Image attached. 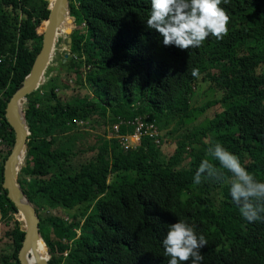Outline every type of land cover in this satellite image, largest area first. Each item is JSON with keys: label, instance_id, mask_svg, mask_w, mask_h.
<instances>
[{"label": "trees", "instance_id": "16d2710c", "mask_svg": "<svg viewBox=\"0 0 264 264\" xmlns=\"http://www.w3.org/2000/svg\"><path fill=\"white\" fill-rule=\"evenodd\" d=\"M47 3L0 0V264H20L24 240L2 186L15 142L5 111L41 50ZM220 6L229 17L221 39L180 50L144 25L147 0H68L69 58L23 107L30 136L19 184L49 264H167L160 241L176 219L204 236L200 264H264V221L240 216L230 174L208 152L220 143L264 181V0ZM176 120L160 147L157 137L120 146L137 122L158 132ZM202 159L220 178L193 184Z\"/></svg>", "mask_w": 264, "mask_h": 264}, {"label": "clouds", "instance_id": "9594fccd", "mask_svg": "<svg viewBox=\"0 0 264 264\" xmlns=\"http://www.w3.org/2000/svg\"><path fill=\"white\" fill-rule=\"evenodd\" d=\"M147 3L144 25L157 34L161 46L171 45L180 50L198 47L207 37L221 39L227 30L229 17L220 6L221 0H147ZM197 72L192 69L193 76ZM208 152L230 174L228 195L238 205L240 216L248 222L264 221V181L255 179L239 158L220 143L211 144ZM202 174L220 178L216 168L203 159L193 174V184L201 182ZM160 243L167 264H200L203 259L200 249L206 240L194 231V226L176 219L168 224Z\"/></svg>", "mask_w": 264, "mask_h": 264}, {"label": "water", "instance_id": "95a60500", "mask_svg": "<svg viewBox=\"0 0 264 264\" xmlns=\"http://www.w3.org/2000/svg\"><path fill=\"white\" fill-rule=\"evenodd\" d=\"M47 17L41 22L42 47L35 59L30 73L25 77L23 85L9 100L6 107V120L14 131L15 142L12 151L4 164L3 188L7 192L8 199L17 210L16 219L21 223V231L24 234L22 248L18 254L20 264H48L47 259L40 258L36 254V245L40 236V220L36 210L25 198L19 184L18 175L21 171V163L27 154V143L30 136L25 120L23 107L27 98L46 82V75L55 56L56 48L60 39L66 40L62 47L69 49L71 37L76 28L71 29L65 37L64 20L71 19L68 7V0H47ZM75 20V19H74ZM76 25V22H74ZM69 58L64 56V63ZM35 254L33 262L30 257Z\"/></svg>", "mask_w": 264, "mask_h": 264}, {"label": "rangeland", "instance_id": "374dc122", "mask_svg": "<svg viewBox=\"0 0 264 264\" xmlns=\"http://www.w3.org/2000/svg\"><path fill=\"white\" fill-rule=\"evenodd\" d=\"M65 44H66V40L61 39V41H60V43H59V46H57V48H56L55 56H54V58H53V60H52V62H51V66L49 67V70L54 71V74H57V70H60V69H59V66H60V61H59V60H62V59L64 58V56L67 54V52H68V49H64V48L62 47V46L65 45ZM53 62H55V63H53ZM49 70H48V72H49ZM51 75H53V74H51ZM196 99H197V98H196ZM199 99H200L201 101H200ZM199 99H198V101H199L200 103H199L197 106H195V107H197V108L205 103L204 96H200ZM194 105H195V104L193 103V106H194ZM200 122H201V121H200ZM179 123H180L179 120H178V122H177V120H176V121H175L174 123H172L167 129H165V130H161V131H158V132H157V134H158V141H159V144L157 145V147H160V146L162 145V140L160 139V136H161L162 134H164L165 132H168V131H170V130H172V131L175 130V127H176ZM188 124L190 125L191 122L189 121ZM88 133H89V134H93V136L95 135V131H93L92 128H89V129L85 128V134H88ZM97 133L101 134L100 132H97ZM110 137H111V136H110ZM129 141H130V143H131L132 146H137V145L139 144V142H137L136 140L133 142V140L130 139ZM178 143H179V141H178L177 136H175L174 138H170V139L166 138V144H167V147H169V146H171V145H173V147H176ZM22 169H23V168H22ZM19 176H20V174H19ZM19 176H18V180H19ZM77 235L80 236V232H77ZM49 252H50V251H49ZM57 254H60V253L58 252ZM48 264H49V262H48Z\"/></svg>", "mask_w": 264, "mask_h": 264}, {"label": "built area", "instance_id": "2783aa9c", "mask_svg": "<svg viewBox=\"0 0 264 264\" xmlns=\"http://www.w3.org/2000/svg\"><path fill=\"white\" fill-rule=\"evenodd\" d=\"M115 130L117 131L116 127H115ZM150 131H153V133H150ZM143 137H148L150 139L157 137L156 140H154V142L156 143V145L159 144L157 130L156 129L154 130V128L152 126L146 127V125L144 123L137 122V127L135 128V135L131 139L133 140V142L136 140L140 144ZM129 140L130 139H125V140L120 139L119 140L120 146H124L126 148L135 147V146L131 145ZM137 146H139V145H137Z\"/></svg>", "mask_w": 264, "mask_h": 264}, {"label": "bare ground", "instance_id": "6f19581e", "mask_svg": "<svg viewBox=\"0 0 264 264\" xmlns=\"http://www.w3.org/2000/svg\"><path fill=\"white\" fill-rule=\"evenodd\" d=\"M67 21H68V18H66L65 20H64V28L66 27V26H68V23H67ZM135 135V131H134V134L132 135V136H130V137H126V138H120L121 140H125V139H131V138H133V136ZM119 138V137H118ZM139 146H140V144H138ZM25 166V161H22V163H21V165H20V167H21V170H22V168ZM21 172V171H20ZM20 174V173H19ZM19 176V175H18ZM3 177H4V170H3ZM3 182H4V180H3ZM2 186H3V184H2ZM23 192V191H22ZM24 194V193H23ZM7 198H8V195H7ZM9 200V199H8ZM10 201V200H9ZM11 202V201H10ZM12 203V202H11ZM13 204V203H12ZM16 209V208H15ZM36 249H37V251H36V254H37V256L38 257H40V258H45L46 259V256H45V253H44V251H43V249H42V247H41V240H39V243L36 245ZM35 254L33 253V256L32 257H30V260H32V262L34 261V260H36L35 259Z\"/></svg>", "mask_w": 264, "mask_h": 264}]
</instances>
